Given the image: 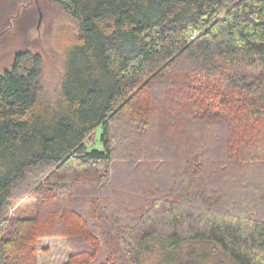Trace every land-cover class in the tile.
Returning <instances> with one entry per match:
<instances>
[{"label":"trees","instance_id":"16d2710c","mask_svg":"<svg viewBox=\"0 0 264 264\" xmlns=\"http://www.w3.org/2000/svg\"><path fill=\"white\" fill-rule=\"evenodd\" d=\"M50 1L74 23L58 98L40 52L0 72V264L45 236L66 264L207 261L190 239L264 264V0Z\"/></svg>","mask_w":264,"mask_h":264},{"label":"rangeland","instance_id":"374dc122","mask_svg":"<svg viewBox=\"0 0 264 264\" xmlns=\"http://www.w3.org/2000/svg\"><path fill=\"white\" fill-rule=\"evenodd\" d=\"M73 28L70 15L50 0L0 1V72L13 65L19 52H40L43 56L44 91L50 100L55 101L61 91L63 66L67 63L68 41L73 36ZM101 131L102 127L98 126L86 138L90 148H103ZM36 214L37 198L31 194L14 201L6 216L28 220ZM149 244L153 247L155 241ZM185 245L206 256L207 261H203L201 257L196 260L199 264H237L213 243L190 239ZM38 248L39 264H66L69 261L70 247L65 237H42L38 240ZM142 251L145 264H196L195 261L188 262L186 255L172 260L174 250L170 249L162 248L148 253L143 248Z\"/></svg>","mask_w":264,"mask_h":264}]
</instances>
